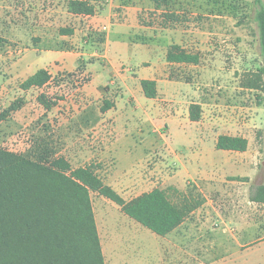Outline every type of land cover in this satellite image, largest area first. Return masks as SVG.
<instances>
[{
	"label": "rangeland",
	"instance_id": "obj_1",
	"mask_svg": "<svg viewBox=\"0 0 264 264\" xmlns=\"http://www.w3.org/2000/svg\"><path fill=\"white\" fill-rule=\"evenodd\" d=\"M138 1L124 0V8L113 9L124 31L112 35L127 34L131 42L111 48L117 75L106 57L93 53L101 52L106 34L98 17L71 13L69 0H0V113L15 101L21 104L0 122V147L36 159L46 150L73 168L93 164L126 200L158 187L177 204L191 201L183 224L163 237L91 191L106 264H264V204L251 200L264 183V74L256 4L167 0L158 10L153 0H141L135 8L132 2ZM170 11L183 18L175 27L164 23ZM172 44L199 53L200 63H169ZM59 50L71 53L63 60ZM81 51L85 54H75ZM153 62L160 70V92L148 98L140 76L152 72L147 67ZM41 68L50 80L23 89ZM106 101L113 104L108 110ZM194 102L204 103L198 122L190 119ZM200 130L209 132L208 150H218L213 143L220 134L249 140L251 163L234 169L244 173L241 179L208 181L195 174L189 136Z\"/></svg>",
	"mask_w": 264,
	"mask_h": 264
},
{
	"label": "trees",
	"instance_id": "obj_2",
	"mask_svg": "<svg viewBox=\"0 0 264 264\" xmlns=\"http://www.w3.org/2000/svg\"><path fill=\"white\" fill-rule=\"evenodd\" d=\"M254 2L263 58L260 71L264 74V0ZM154 3L159 10L168 1L154 0ZM68 9L76 15L96 12L87 0H69ZM164 20L169 27H175L183 18L180 12L170 11L165 12ZM62 31L73 33L72 29ZM166 59L169 63L199 64L201 56L180 44H172ZM50 78L48 70L41 68L21 86L26 90L42 87ZM141 86L146 97H157L156 80L142 79ZM39 100L50 107L44 95ZM105 103V110L113 106L109 101ZM20 107V101L13 102L0 113V122ZM201 117V104L192 103L190 119L199 121ZM216 147L244 152L248 150L249 140L240 135L221 134ZM91 191L112 200L128 217L163 237L180 227L193 209L191 201L177 204L158 187L126 200L102 180L93 164L73 168L65 157L50 158L46 150L36 159L0 147V264H106ZM251 200L264 204V183L256 186Z\"/></svg>",
	"mask_w": 264,
	"mask_h": 264
},
{
	"label": "crops",
	"instance_id": "obj_3",
	"mask_svg": "<svg viewBox=\"0 0 264 264\" xmlns=\"http://www.w3.org/2000/svg\"><path fill=\"white\" fill-rule=\"evenodd\" d=\"M89 1L96 9L95 14L93 15H87V16H93V18H99V20L103 21V29L106 30V34L104 36V41L101 43V52L98 50L94 51V55H100L102 57H106L109 61L108 69L115 73L119 74L118 72V64L117 62L113 61L110 57V51L111 48L117 47V48H124L125 42L128 44H131L129 35H123L121 36V33H118L116 35H112L113 30H117L122 28L121 31H124V21H119L118 19L116 20L115 14L113 12V9L115 7H123L124 8V0H87ZM154 3V0L152 1ZM137 3H142L141 0L138 2H132V5H134L135 8H139ZM131 4V3H130ZM155 4V3H154ZM100 8L102 10H100ZM99 10V11H98ZM76 15V14H75ZM82 16V15H81ZM95 20V19H94ZM115 20V21H114ZM112 21H114L112 23ZM125 36V37H124ZM63 53L62 56H58L59 58L66 60L68 58V54L71 53L70 50H59L57 53ZM100 53V54H99ZM77 56L78 55H84L85 53L83 51L76 52L75 53ZM58 55V54H57ZM152 72L149 73V75L145 76H140L141 80L142 79H154L157 81L158 84V92H160L159 87L161 83V79L158 77L160 76V70L158 69V66L154 64V62L148 66ZM112 69V70H111ZM176 101L174 103V111L175 114H177V103L179 100H174ZM198 103V102H194ZM202 106V111L204 109V103L199 102ZM203 113V112H202ZM178 116H175V121L177 120ZM193 122H198V121H193ZM209 132L207 131H197V132H192L190 137L191 143L188 148L191 152H195L192 154V157L190 159L191 163L196 164L194 166L195 168V174L200 177L201 180L206 179L208 181H215V180H225L226 177L228 176H243L244 173L240 174L237 171H234V169L241 168V165L246 166V162L251 163V154L249 153L248 150L244 152L240 151H232V150H225V149H218L216 147V142L218 137L215 138L214 140V145L216 149L210 148L209 150L205 148V138L208 137L209 135L207 134ZM221 135V134H220ZM228 135H237V134H228ZM192 146V147H191ZM253 161V159H252ZM246 173V172H245ZM126 199V197H124ZM179 228V227H178ZM177 228V229H178ZM175 229L174 231H176ZM173 231V232H174ZM171 232V233H173ZM170 233V234H171ZM168 234V235H170Z\"/></svg>",
	"mask_w": 264,
	"mask_h": 264
}]
</instances>
